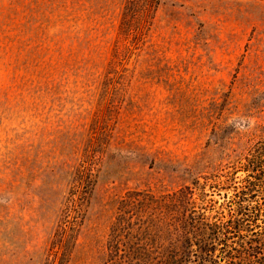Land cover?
<instances>
[{"label": "rangeland", "instance_id": "rangeland-1", "mask_svg": "<svg viewBox=\"0 0 264 264\" xmlns=\"http://www.w3.org/2000/svg\"><path fill=\"white\" fill-rule=\"evenodd\" d=\"M252 161L264 0H0V264H109L126 193L227 215Z\"/></svg>", "mask_w": 264, "mask_h": 264}, {"label": "trees", "instance_id": "trees-1", "mask_svg": "<svg viewBox=\"0 0 264 264\" xmlns=\"http://www.w3.org/2000/svg\"><path fill=\"white\" fill-rule=\"evenodd\" d=\"M153 2L129 0L137 11ZM251 166L227 215L197 209L190 187L159 196L126 193L110 228L109 264H264V163Z\"/></svg>", "mask_w": 264, "mask_h": 264}]
</instances>
